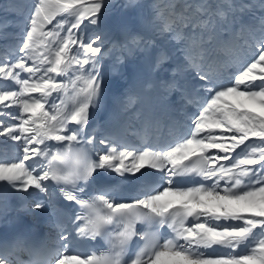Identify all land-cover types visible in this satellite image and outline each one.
<instances>
[{
    "label": "snow or ice",
    "instance_id": "snow-or-ice-1",
    "mask_svg": "<svg viewBox=\"0 0 264 264\" xmlns=\"http://www.w3.org/2000/svg\"><path fill=\"white\" fill-rule=\"evenodd\" d=\"M113 7L0 0L16 86L0 85V137L18 152L0 158V264H264V0H127L139 28L119 34ZM129 58L149 71L98 122ZM44 213L47 232L24 223Z\"/></svg>",
    "mask_w": 264,
    "mask_h": 264
},
{
    "label": "rangeland",
    "instance_id": "rangeland-1",
    "mask_svg": "<svg viewBox=\"0 0 264 264\" xmlns=\"http://www.w3.org/2000/svg\"><path fill=\"white\" fill-rule=\"evenodd\" d=\"M29 2H30V0H29ZM126 3H127V0H113L114 7H113L112 11L110 12L109 16L107 17L106 25H107V28L109 30H111L114 34H119L121 32V30L124 29L125 27H127L130 30H137L139 28V20H138L139 10L128 9V8L122 7ZM140 3H142L146 6H150L154 3V0H140ZM148 10L149 9L146 7L145 11L147 12ZM116 20H117V22H116ZM114 56H115V53L106 57V62H105L106 67H111L113 65ZM126 65L131 66V70L133 72L131 71V73H128V74L125 73V70H124L125 65H123V66H121V70L125 73L124 78H122L121 76H119L116 73H113L109 76L108 82H107L106 105L110 104V100L112 101V99L115 95H119L126 90V88L130 84V78H131L132 74L137 69H141L145 72L149 71L148 63L146 61H144L143 59L129 58ZM58 79H60V78H58ZM0 85H10L11 87H16L15 85H12L10 81H0ZM104 109L105 108H101V110L97 114V121L98 122H103L105 120L103 118L100 119V115L102 114ZM9 111H15V109H9ZM9 122H11V121H9ZM3 140H4V138L0 137V158L7 159L9 161L15 160L17 157L12 155V150H11L15 144L13 145V143H11V142L4 144V143H2ZM15 153L18 154L17 151H15ZM17 195H19V194H13L12 196L9 197V202H10L11 206H12V204H11L12 199L16 198ZM31 199L29 200V202L31 201ZM47 216H48L47 213H44L43 215H38L37 217L31 216L30 218L34 222H36V221L44 220ZM1 224H2V222H0V226H1Z\"/></svg>",
    "mask_w": 264,
    "mask_h": 264
},
{
    "label": "bare ground",
    "instance_id": "bare-ground-1",
    "mask_svg": "<svg viewBox=\"0 0 264 264\" xmlns=\"http://www.w3.org/2000/svg\"><path fill=\"white\" fill-rule=\"evenodd\" d=\"M113 15V14H112ZM115 16V15H114ZM113 17V16H112ZM120 19V18H119ZM116 22H117V20H116ZM134 24V23H133ZM104 113L102 112V114L100 115V118H101V116L103 115ZM11 143H13V145H14V142H11ZM54 143V142H53ZM12 155L13 156H18V154L17 153H15V151H17L16 150V146L14 145L13 147H12ZM14 151V152H13ZM35 199V198H34ZM29 202V201H28ZM31 202V201H30ZM29 202V203H30ZM14 207V206H13ZM48 219V216L44 219V220H41L39 223H41V224H45L46 225V220ZM12 230H13V225L11 224V223H3L2 222V224H1V226H0V237L1 236H4V237H7V236H9L10 234H11V232H12Z\"/></svg>",
    "mask_w": 264,
    "mask_h": 264
},
{
    "label": "trees",
    "instance_id": "trees-1",
    "mask_svg": "<svg viewBox=\"0 0 264 264\" xmlns=\"http://www.w3.org/2000/svg\"><path fill=\"white\" fill-rule=\"evenodd\" d=\"M128 21V20H127Z\"/></svg>",
    "mask_w": 264,
    "mask_h": 264
}]
</instances>
